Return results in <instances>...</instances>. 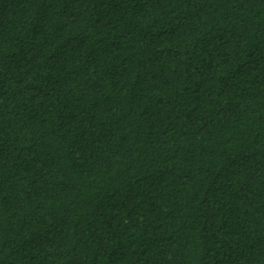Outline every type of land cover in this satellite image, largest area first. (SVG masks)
Wrapping results in <instances>:
<instances>
[{"label": "trees", "instance_id": "obj_1", "mask_svg": "<svg viewBox=\"0 0 264 264\" xmlns=\"http://www.w3.org/2000/svg\"><path fill=\"white\" fill-rule=\"evenodd\" d=\"M0 264H264V0H0Z\"/></svg>", "mask_w": 264, "mask_h": 264}]
</instances>
